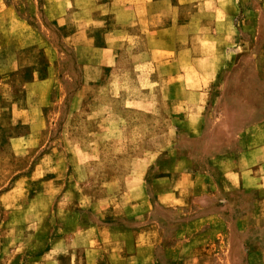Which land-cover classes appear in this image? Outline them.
I'll return each mask as SVG.
<instances>
[{
	"label": "rangeland",
	"instance_id": "obj_1",
	"mask_svg": "<svg viewBox=\"0 0 264 264\" xmlns=\"http://www.w3.org/2000/svg\"><path fill=\"white\" fill-rule=\"evenodd\" d=\"M128 3L0 0V264H264V0Z\"/></svg>",
	"mask_w": 264,
	"mask_h": 264
},
{
	"label": "crops",
	"instance_id": "obj_2",
	"mask_svg": "<svg viewBox=\"0 0 264 264\" xmlns=\"http://www.w3.org/2000/svg\"><path fill=\"white\" fill-rule=\"evenodd\" d=\"M182 2V0H180ZM42 8L44 13L50 15L52 20L56 22L65 20L63 16H76L77 31L71 35V38L82 37L87 40V43L92 44V41L88 42L85 32L89 26H102V19L100 17L111 15L113 21L117 19V23L126 22V19L120 20L119 14L121 9L127 7L131 8L128 0H42ZM7 7H5L6 9ZM104 19V18H103ZM66 21V20H65ZM116 23V24H117ZM4 26L3 24H1ZM1 26V29H3ZM5 39L0 38L1 46L10 45L4 42ZM34 82V80H33ZM197 203H202L197 201ZM196 203V204H197ZM91 235V234H90ZM82 236V235H81ZM79 236L71 237V240H77ZM90 237V236H89ZM91 239V237H90ZM100 246L97 245L91 253L98 256L101 254ZM96 260H93V264Z\"/></svg>",
	"mask_w": 264,
	"mask_h": 264
}]
</instances>
